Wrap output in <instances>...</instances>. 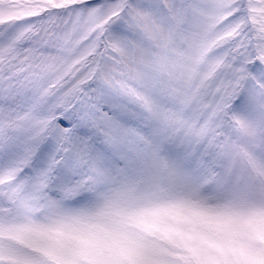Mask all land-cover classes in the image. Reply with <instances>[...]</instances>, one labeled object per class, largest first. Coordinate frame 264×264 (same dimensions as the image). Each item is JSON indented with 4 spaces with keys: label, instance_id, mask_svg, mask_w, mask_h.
Instances as JSON below:
<instances>
[{
    "label": "snow or ice",
    "instance_id": "snow-or-ice-1",
    "mask_svg": "<svg viewBox=\"0 0 264 264\" xmlns=\"http://www.w3.org/2000/svg\"><path fill=\"white\" fill-rule=\"evenodd\" d=\"M0 264H264V0H0Z\"/></svg>",
    "mask_w": 264,
    "mask_h": 264
}]
</instances>
